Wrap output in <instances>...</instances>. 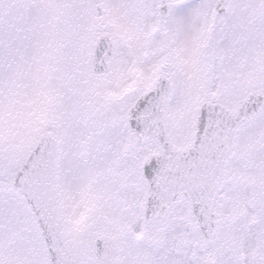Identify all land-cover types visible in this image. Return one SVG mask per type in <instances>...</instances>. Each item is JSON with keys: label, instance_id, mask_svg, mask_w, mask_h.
Listing matches in <instances>:
<instances>
[{"label": "snow or ice", "instance_id": "1", "mask_svg": "<svg viewBox=\"0 0 264 264\" xmlns=\"http://www.w3.org/2000/svg\"><path fill=\"white\" fill-rule=\"evenodd\" d=\"M0 264H264V0H0Z\"/></svg>", "mask_w": 264, "mask_h": 264}]
</instances>
